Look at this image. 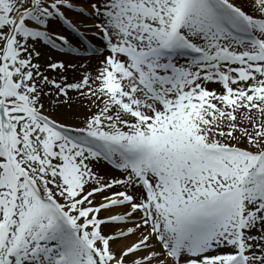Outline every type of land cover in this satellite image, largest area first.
<instances>
[{"label":"snow or ice","instance_id":"1","mask_svg":"<svg viewBox=\"0 0 264 264\" xmlns=\"http://www.w3.org/2000/svg\"><path fill=\"white\" fill-rule=\"evenodd\" d=\"M0 264H264V0H0Z\"/></svg>","mask_w":264,"mask_h":264},{"label":"bare ground","instance_id":"2","mask_svg":"<svg viewBox=\"0 0 264 264\" xmlns=\"http://www.w3.org/2000/svg\"><path fill=\"white\" fill-rule=\"evenodd\" d=\"M57 30H61V29H59V28L57 27Z\"/></svg>","mask_w":264,"mask_h":264}]
</instances>
